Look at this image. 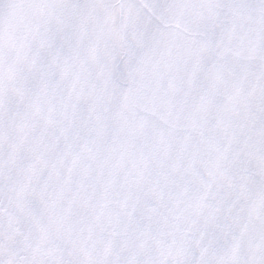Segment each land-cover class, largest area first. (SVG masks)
<instances>
[{"label":"snow or ice","instance_id":"1","mask_svg":"<svg viewBox=\"0 0 264 264\" xmlns=\"http://www.w3.org/2000/svg\"><path fill=\"white\" fill-rule=\"evenodd\" d=\"M0 264H264V0H0Z\"/></svg>","mask_w":264,"mask_h":264}]
</instances>
